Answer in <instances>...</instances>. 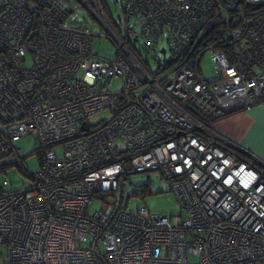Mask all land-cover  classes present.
I'll return each instance as SVG.
<instances>
[{
    "label": "built area",
    "instance_id": "obj_1",
    "mask_svg": "<svg viewBox=\"0 0 264 264\" xmlns=\"http://www.w3.org/2000/svg\"><path fill=\"white\" fill-rule=\"evenodd\" d=\"M80 1L112 29L113 59L52 0H0V161L26 136L41 154L0 195V264H264V171L215 131L264 97V0H120L119 22L140 27L126 42L100 0ZM139 37L166 42L155 74L128 47ZM147 172L169 183L179 222L127 211L123 178ZM118 192L120 206L89 213Z\"/></svg>",
    "mask_w": 264,
    "mask_h": 264
},
{
    "label": "rangeland",
    "instance_id": "obj_2",
    "mask_svg": "<svg viewBox=\"0 0 264 264\" xmlns=\"http://www.w3.org/2000/svg\"><path fill=\"white\" fill-rule=\"evenodd\" d=\"M100 4L104 12L108 15L106 16V21L103 18L104 15L100 11L92 14V16L81 4L80 0H70L66 5L74 10L70 16V20L79 22L82 26L87 27L92 34V54L104 59H113L117 55L118 45L111 35L112 29L110 27L107 29V32L110 34L109 36L102 26H100L101 22L96 19L95 15L102 14L103 17L100 16L103 18L104 23L108 25L107 22H109L125 42L126 27L137 34L140 33V27L133 22L126 25L124 21H117V15H122L120 0H117V2H114V0H105L103 3H101L100 0ZM128 47L133 57L140 62L143 68L153 74L157 73L160 65L164 66L165 63L172 58L169 51L166 52L165 56L160 55L159 51L167 47L166 42L163 40L154 48H150L146 46L143 39L139 37L136 42L132 41L129 43ZM27 65H30L29 61H27ZM202 70L205 77L211 75V64L208 54L204 57ZM116 85L118 87V84L114 82L113 86ZM109 119V112L104 111L93 115L88 121L93 127L96 126V128H98ZM226 143L225 147L227 149L230 148V144L228 142ZM14 146L19 149V155L26 158L27 173L24 174L20 172L18 168L12 167L8 170L6 176L3 177L9 181L14 189L21 190L28 184V175L36 173L40 168V156L38 154L39 146L32 136L21 138ZM57 152L60 153L61 150L58 149ZM122 184L124 185L123 191L125 196L128 197L124 199L123 204L127 202L128 212H135L139 208H146L152 216L172 217L171 220L174 223L184 218L185 212L180 209L174 194L171 192L169 183L158 177L156 173L130 175L129 177L123 178ZM142 192L146 193L142 194ZM119 194V192L116 194V198L118 199L117 202L116 198L111 196L92 199L88 208L89 213L96 211L110 212L114 206H120Z\"/></svg>",
    "mask_w": 264,
    "mask_h": 264
},
{
    "label": "crops",
    "instance_id": "obj_3",
    "mask_svg": "<svg viewBox=\"0 0 264 264\" xmlns=\"http://www.w3.org/2000/svg\"><path fill=\"white\" fill-rule=\"evenodd\" d=\"M215 130L225 140L224 143L228 142L255 156L256 162L250 157H243L255 168L264 171V100L246 111L219 120Z\"/></svg>",
    "mask_w": 264,
    "mask_h": 264
},
{
    "label": "trees",
    "instance_id": "obj_4",
    "mask_svg": "<svg viewBox=\"0 0 264 264\" xmlns=\"http://www.w3.org/2000/svg\"><path fill=\"white\" fill-rule=\"evenodd\" d=\"M52 1L55 2L59 7L63 8L65 10L66 14L69 15V18L67 20L68 27H72V28H76V29H79V28H87V27L82 26L79 22L71 21L70 20V16L74 12V10L72 8H69V6L66 5L67 3L70 2V0H52ZM86 1H89V0H86ZM104 1L105 0H101V3H103ZM105 15L108 16L106 13H105ZM133 20L134 21H140V19H138V18H133ZM132 41L133 42H136V40L135 41L132 40ZM224 50H226V49H224ZM159 53H160V51H159ZM165 54H166V52H165ZM161 56H163V55H161ZM263 100H264V97L259 102H261ZM240 111H242V110L241 109L235 110L233 112H230V113L226 114L224 117H227V116L232 115L234 113H238ZM221 144L224 145L223 143H221ZM14 145H13L14 151L12 150L11 155L8 158L2 159L0 161V195H2V194H8V193H10L11 190H16V189H14L12 187V185L9 183V181H7L6 179H4V177H3V176H6V173L8 172V170L10 168L16 167V168L19 169L20 172H22L24 174L27 173L26 158L19 155V149H17ZM38 154H39V156H41V154H40L39 151H38ZM16 159L18 161V164H16V161H15ZM243 159L246 160V161H248L244 157H243ZM248 162H250V161H248ZM28 176H31V175H28ZM27 179H28V177H27ZM4 182L7 183L6 187L3 186V183ZM145 193L146 192H142V194H145ZM142 194H141V196H142Z\"/></svg>",
    "mask_w": 264,
    "mask_h": 264
},
{
    "label": "water",
    "instance_id": "obj_5",
    "mask_svg": "<svg viewBox=\"0 0 264 264\" xmlns=\"http://www.w3.org/2000/svg\"><path fill=\"white\" fill-rule=\"evenodd\" d=\"M114 2H117V0H114ZM116 19H117V21H120V16L119 15H117V17H116ZM160 54L161 55H165V51L164 50H161L160 51ZM241 150V149H240ZM243 152H245V154L248 156V157H250L251 159H255V158H253V157H255V156H253L252 154H250V152H248L247 150H242ZM252 155V156H251Z\"/></svg>",
    "mask_w": 264,
    "mask_h": 264
}]
</instances>
